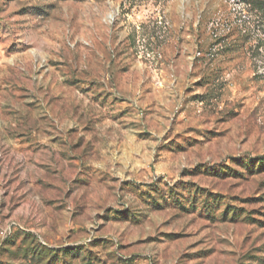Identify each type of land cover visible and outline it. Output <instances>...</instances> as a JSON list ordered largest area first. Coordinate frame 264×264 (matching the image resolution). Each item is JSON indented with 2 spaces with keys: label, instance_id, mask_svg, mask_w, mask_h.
Listing matches in <instances>:
<instances>
[{
  "label": "rangeland",
  "instance_id": "obj_1",
  "mask_svg": "<svg viewBox=\"0 0 264 264\" xmlns=\"http://www.w3.org/2000/svg\"><path fill=\"white\" fill-rule=\"evenodd\" d=\"M0 264H264V0H0Z\"/></svg>",
  "mask_w": 264,
  "mask_h": 264
}]
</instances>
